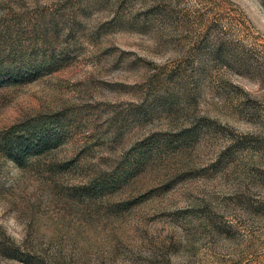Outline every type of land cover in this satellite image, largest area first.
I'll return each instance as SVG.
<instances>
[{
  "label": "rangeland",
  "instance_id": "obj_1",
  "mask_svg": "<svg viewBox=\"0 0 264 264\" xmlns=\"http://www.w3.org/2000/svg\"><path fill=\"white\" fill-rule=\"evenodd\" d=\"M0 264H264V0H0Z\"/></svg>",
  "mask_w": 264,
  "mask_h": 264
}]
</instances>
